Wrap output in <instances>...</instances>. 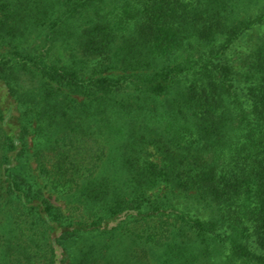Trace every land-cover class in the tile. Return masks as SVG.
<instances>
[{
	"label": "trees",
	"instance_id": "trees-1",
	"mask_svg": "<svg viewBox=\"0 0 264 264\" xmlns=\"http://www.w3.org/2000/svg\"><path fill=\"white\" fill-rule=\"evenodd\" d=\"M0 264H264V0H0Z\"/></svg>",
	"mask_w": 264,
	"mask_h": 264
},
{
	"label": "rangeland",
	"instance_id": "rangeland-1",
	"mask_svg": "<svg viewBox=\"0 0 264 264\" xmlns=\"http://www.w3.org/2000/svg\"><path fill=\"white\" fill-rule=\"evenodd\" d=\"M51 199L55 205L60 206L62 208L65 207V204L62 201H59L54 195L51 197Z\"/></svg>",
	"mask_w": 264,
	"mask_h": 264
}]
</instances>
